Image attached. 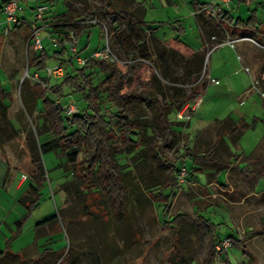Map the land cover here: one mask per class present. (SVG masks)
Instances as JSON below:
<instances>
[{
  "label": "rangeland",
  "instance_id": "rangeland-1",
  "mask_svg": "<svg viewBox=\"0 0 264 264\" xmlns=\"http://www.w3.org/2000/svg\"><path fill=\"white\" fill-rule=\"evenodd\" d=\"M19 1L27 19L33 21L35 0ZM153 1L157 5V17L166 16L168 12L169 18L174 20L168 4L161 8L160 0ZM163 1L166 3L167 0ZM87 2L96 6L99 0ZM52 4L53 12L65 8L62 0H53ZM187 13V8L182 10L179 19L187 27V34L183 39L189 43L197 37V31L192 28L193 17ZM230 13L235 20H247L253 15L256 28L264 29V0H247L240 4L236 0ZM171 31L170 26L163 25L158 35L163 38ZM252 33L250 36L245 35L264 45V35L259 38L255 32ZM26 34H30V29L22 24L11 27L7 34H3L0 28V78L12 96V101L7 107V118L12 122V126L18 129L16 135L8 139L6 132L1 131L4 140L0 143V249L7 246L10 252L18 253L22 261L38 255L37 243L42 247L47 237L42 235L49 234L48 230L56 227L49 224L44 226V230H36L37 223L59 212L64 217V227L48 236L45 247L54 252L63 251L64 254L68 251V256L74 258L75 264H172L169 260H172L173 256L180 258L183 252L178 246L171 249L176 239L171 227L174 223L162 227L159 221H153V216L157 220L161 218L162 203L154 202L152 209L143 213L139 208L131 209L129 214L120 220L112 213L89 219L83 207L82 196L75 191L72 172L65 169V166L71 169L72 164L63 151L43 153L41 157L45 171L44 179L37 182L30 178L32 165L25 136L29 129H34L38 113L29 115L22 105L20 83L28 69L29 51H33L27 47L24 37ZM89 36L90 49L105 43V36L103 32H99V27H95ZM86 37V34L82 36L81 43L86 42ZM213 43L207 46L206 53ZM43 44L48 52L56 49L47 38H43ZM108 45L121 60L128 61L127 54L118 47V42L110 38ZM238 46L242 48L240 52L244 55L251 50L253 52L251 63L236 59L237 54L233 53L232 74L234 78H238V84L231 86L221 78L220 83H214L206 76L200 79L203 71L211 77L210 69L214 56L210 51L197 81L199 89L196 97L201 96L202 101L195 110L190 111L191 117L188 120H178L183 122L179 127L180 140L173 149L164 151L175 166V176L179 184L165 218L171 220L178 213L190 218L201 214L216 224L218 238L229 234L234 236L231 237L232 245L228 250L217 252L209 264H264V180L259 181L254 175L247 176L236 167L243 166L246 156H264V46L251 40H244ZM252 60L261 64H252ZM73 66L80 67L75 60ZM235 69H238L237 72H234ZM14 70L15 75L12 76ZM59 80L60 78L51 79L52 83ZM182 85L189 90L193 83L185 81ZM131 87L137 89L139 86L133 81ZM204 115L210 118L206 122L202 120ZM224 116H229L232 120L243 118L247 123V127L240 129L243 133L239 139L227 134L216 141ZM170 118H173L172 113ZM148 133L154 135L150 140L158 142L154 129H149ZM49 138L50 135H45L40 141ZM214 145L216 147L213 157L220 161H229L231 165L230 169L223 170L218 176L212 173L216 169L215 164L208 163V160L202 157H196ZM148 147L147 156L152 162L154 173L163 179L167 170L162 169L150 145ZM121 159L132 163L131 155L122 156ZM182 165L186 166L187 175L184 181H178ZM199 166L203 168V172L194 170ZM258 169L264 172V166ZM21 173L26 174L28 183L38 189L39 199L31 210L26 209L23 200L26 198L24 196H29L36 190L32 189L27 193V184L21 189L15 187ZM65 182L66 185H63ZM154 191L164 194L168 192L163 185ZM34 195L32 193V198ZM26 213L18 230L15 222ZM179 224L190 228L185 232V239L188 241L181 239L187 255L192 258L190 264H201L208 250V237L201 232L200 227L193 228L191 223L186 222L185 217L180 218ZM19 258L14 255H2L0 264H27Z\"/></svg>",
  "mask_w": 264,
  "mask_h": 264
},
{
  "label": "trees",
  "instance_id": "trees-1",
  "mask_svg": "<svg viewBox=\"0 0 264 264\" xmlns=\"http://www.w3.org/2000/svg\"><path fill=\"white\" fill-rule=\"evenodd\" d=\"M7 1L0 0V14L3 13V6ZM62 1L64 9L53 12L51 18L44 17V21L50 25L48 33L66 35L68 26L78 37V52L82 53L79 39L86 34L84 46L87 47L91 28L97 25L104 36L106 32L107 41L111 38L118 42V47L127 54L128 61L124 62L117 54L118 61L90 56L94 50L104 47V43L91 53L85 54L89 58L83 66L75 67L74 59L63 40L57 46L51 43L56 47L52 52H48L45 45L42 50L35 51L32 40L29 39L30 35L24 36L27 47L33 51H29L28 73L22 77L20 83L22 105L27 114L38 113L34 129H29L25 136L32 165L30 177L37 182L44 179L41 157L43 153L63 151L72 164L71 169L67 166L65 169L72 172L75 191L82 196L83 207L89 219L112 213L120 220L131 209L139 208L143 213L152 209L154 202L162 203L161 218L157 220L153 216V221H159L162 227L174 223L171 227L176 239L171 249L178 246L183 252L181 256L178 255L180 258L173 256L169 261L172 264L192 262L181 244L182 238L188 241L185 239V232L190 230L179 224L180 218L185 217L186 222L191 223L193 228L200 227L201 232L208 237V250L201 264H209L218 252L216 245L224 237L218 238L216 224L201 214L190 218L178 213L171 220L165 218L179 184L175 176V166L164 153L166 149H173L180 140L179 127L183 122L175 118V112L198 94L199 84L196 82L201 74L209 44L202 50H194L180 37L163 41L154 35L155 28H150V22L145 20L144 0H99L96 6L90 5L87 0ZM237 1L240 4L247 0ZM42 2L53 5V0H35L36 5ZM199 7L197 5L196 10ZM196 18L207 37H212V46L225 39L222 38V29L217 27L214 18L202 13H198ZM79 19H98L101 24L80 23L77 22ZM242 22L245 26H255V16L252 15ZM31 24H37L35 16L29 23ZM160 24L161 22H157L158 26ZM10 27L12 26L9 29ZM0 28L3 33L4 27ZM176 30L182 33L184 29L179 27ZM110 49L113 51L111 47ZM56 64L64 67L63 75L48 76L46 67ZM11 75H15V70ZM55 78H60L59 82L52 83L51 79ZM133 81L138 84L137 89L131 87ZM185 81L193 83L189 90L182 85ZM71 98L78 105V110L66 115L61 105ZM11 101L10 90L0 78V143L4 140L2 130L6 132L7 139L14 137L18 130L7 118V107ZM171 113L173 118H170ZM221 126L216 141L227 134L239 139L243 133L240 129L248 125L243 118L232 120L227 116L222 119ZM149 129L155 130L158 142L150 140L154 135L148 133ZM45 135H50L51 138L40 141ZM149 145L158 159V164L167 170L163 179L154 173L152 162L147 156ZM215 147L216 145L207 148L205 153L196 157L215 164L216 169L212 173L218 176L223 170L230 169L231 165L229 161H220L213 157ZM127 155H131L132 163L121 159ZM260 166H264V156H246L244 165L236 167L243 174L254 175L261 181L264 180V172L258 169ZM194 170L203 172L200 166ZM162 185L168 190L167 194L154 191ZM32 189L37 192H31ZM26 192L31 194L24 196L26 198L23 203L27 210H31L37 205L38 189L32 186ZM32 193L36 195L34 198ZM26 215L27 213L16 220L18 230ZM64 222V217L56 212L39 221L37 228L45 224L57 225V228L48 230L51 234L63 228ZM225 237L234 236L229 234ZM243 250L246 251L245 248ZM2 255L19 258V254L10 252L7 246L0 249V256ZM20 261L27 264H75L74 258L68 256V251L65 254L63 251L54 252L45 245H42L38 255Z\"/></svg>",
  "mask_w": 264,
  "mask_h": 264
},
{
  "label": "crops",
  "instance_id": "crops-1",
  "mask_svg": "<svg viewBox=\"0 0 264 264\" xmlns=\"http://www.w3.org/2000/svg\"><path fill=\"white\" fill-rule=\"evenodd\" d=\"M207 0H167L166 3H164L163 0H160V7L161 8H165L166 5L168 4L171 11V16L174 18V20L170 19L168 12L167 15L165 16H158L156 15V9H157V5L155 4V2L153 0H144V4L146 6V14H145V20L150 22L149 26L150 28H155L153 29V33L154 35H156L157 37H159L160 39H162L163 41H167L170 38L173 37H180L181 40H183L187 45H189L191 48H193L194 50H202L204 48V46L211 44L212 43V37H207L206 33L204 32V30L202 29V27L199 25V22L197 21V14H192L193 11H196V6L197 5H201L203 3H205ZM36 5V3H35ZM34 5V6H35ZM235 6V0H233V2L231 3L230 6L225 7L223 9V11L217 16L215 17V23L217 24V27L221 28L222 30H220L221 36L222 38H234L240 35H245L248 34L246 32H249L250 34H248L249 36L252 35V32H255V35L258 36L259 38H261L262 35H264V29H262L261 27H257L256 26H245V24L242 22L243 19L242 18H238V19H234L231 16L230 11L234 8ZM237 6V5H236ZM185 8L188 9V16H192L194 19V25L192 26V28L194 27L195 30L197 31V37L194 39V41L192 42H187L185 41L183 38H185L184 36H186L187 34V27L185 26V24H182L181 20L179 19L180 16L179 14H181L182 10H184ZM237 8H239L237 6ZM52 9V8H51ZM53 15V11L51 10L48 14L47 17L51 18ZM20 22L17 25H24V27H28L29 28V23L32 22L30 20L27 19V15L25 14V10L22 8L21 12H20ZM166 18V19H165ZM168 18V19H167ZM157 22H161V25H157ZM168 25L170 26V28L172 29L171 33L167 36L164 35V37H160L158 35V31H160L161 26L163 25ZM17 25H10L13 28ZM0 26H5L4 22H3V13L0 14ZM95 27H99V26H94L91 28L90 34L93 32ZM182 27L184 30L182 33H179L176 28ZM11 28V27H10ZM193 28V29H194ZM99 32H102V30L99 27ZM83 36V35H82ZM82 36L79 39V47L82 49V53L84 54H89L91 53L94 49L98 48H92L91 44H90V38L88 39V46L85 47L84 43H81L82 40ZM224 39V40H225ZM242 41H238L236 43V48H232L231 46H229L226 43H221L220 45L216 46L213 50V65L211 66L210 69V76L217 79L219 81V78H221L223 81H225L226 84H229L231 86L238 84V78H234L233 77V72H232V63H234L232 61V56L233 53L236 55V59L238 58V60H247L249 63H251V51H249L250 53H245L242 54L240 52V49H242L241 47H239L238 45L240 43H242ZM214 44V43H213ZM212 44V45H213ZM211 53V55H212ZM259 53V52H258ZM246 61V62H247ZM252 64L256 63L254 62V60H252ZM256 64H261V62H257ZM255 66V65H253ZM238 69H235L234 72H237ZM220 76V77H219ZM220 83V81H219ZM208 84V83H207ZM207 87V85H206ZM225 117V116H224ZM210 118L207 117V115H204L203 117V122H206L207 120H209ZM244 165V164H243ZM24 173H21V175ZM31 178V177H30ZM27 179V178H26ZM26 179H22V177L20 176V178L18 179L17 183H16V188L17 189H21L24 185L27 184V189L31 188L33 185L32 183H28V181ZM32 179V178H31ZM47 227L48 225H43L40 227L41 230H44L43 228ZM55 227L57 228V225H55ZM38 229V228H37ZM36 229V230H37ZM58 231V230H57ZM52 234V233H51ZM50 233L47 235H42V236H47L45 239V242L43 243L44 245L47 243L48 241V236L51 235ZM40 242V241H38ZM40 243H37V246L39 247L38 250H41L40 247ZM39 253V252H38Z\"/></svg>",
  "mask_w": 264,
  "mask_h": 264
},
{
  "label": "built area",
  "instance_id": "built-area-1",
  "mask_svg": "<svg viewBox=\"0 0 264 264\" xmlns=\"http://www.w3.org/2000/svg\"><path fill=\"white\" fill-rule=\"evenodd\" d=\"M233 0H207L205 3L201 4L200 7L193 11L192 14H198L202 13L208 17L215 18L217 17L225 7H228L231 5ZM22 10V7L18 0H8L4 6H3V22L5 24L3 29V34L8 33V29L10 25L19 23L20 19V12ZM34 14L37 19V24H31L29 25L30 29V36L29 39L32 40V47L33 50L39 51L42 50L44 47L43 44V38L49 39L50 43L57 46L59 45L60 40H63V43H65L68 46L69 53L71 54L72 58L76 61V63L79 66H83L87 59L89 58L88 55L82 54L78 52V37L74 35L73 31L70 30L67 26V34L66 35H55L48 33L47 29L49 28V24L44 21V17L47 16V14L51 11V6L47 2L38 3L34 8ZM77 22L80 23H100L98 19H79ZM46 32V34L43 36L42 33ZM105 45L104 47L94 50L90 56L93 57H100L107 59L109 61H118V57L116 54L110 49L107 41V36L105 32ZM241 40H251L254 43L261 45L258 43L255 39L249 36H237L234 38H226L220 43L215 44L212 46L209 51L206 53L204 57V63L207 60V54L212 51L216 46L220 45L221 43H226L232 48L236 46V43ZM204 67L202 68L203 71ZM206 70V68H205ZM201 71V72H202ZM28 70L25 72V75H27ZM46 73L48 76H62L64 73V67L61 64H56L53 66L46 67ZM206 72L203 71L202 75L200 76V79L204 76H206L208 79L210 78L211 81L214 83H217L218 80L209 77V74H205ZM36 76V75H35ZM24 77V76H23ZM199 79V78H198ZM198 81V80H197ZM197 83V82H196ZM202 98L201 96L195 97L192 101H188L182 105V107L175 112V118L178 120H188L191 117L190 111L195 110L201 103ZM62 109L66 115H71L75 113L78 110V105L76 104L73 99L69 100L67 103L62 104ZM187 175V168L185 165H182L179 169L178 173V181H184L185 177ZM22 179H26V174L21 175ZM232 245L231 238L224 237L221 242L216 245V250L222 251V250H228V248Z\"/></svg>",
  "mask_w": 264,
  "mask_h": 264
}]
</instances>
